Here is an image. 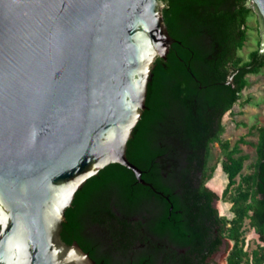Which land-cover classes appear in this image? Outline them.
I'll use <instances>...</instances> for the list:
<instances>
[{"label": "water", "instance_id": "water-1", "mask_svg": "<svg viewBox=\"0 0 264 264\" xmlns=\"http://www.w3.org/2000/svg\"><path fill=\"white\" fill-rule=\"evenodd\" d=\"M259 16L264 54V0ZM161 0H0V264H97L62 238L86 182L127 156L158 58Z\"/></svg>", "mask_w": 264, "mask_h": 264}, {"label": "trees", "instance_id": "trees-1", "mask_svg": "<svg viewBox=\"0 0 264 264\" xmlns=\"http://www.w3.org/2000/svg\"><path fill=\"white\" fill-rule=\"evenodd\" d=\"M161 1L176 43L166 59L155 63L146 110L127 150L143 181L154 189L126 167L107 166L77 192L62 238L69 245L77 242L97 264H195L198 249L182 254L180 261L170 246L204 240L209 220L219 238L199 264H208L224 240L233 243L227 264H264V127L255 128L257 159L246 175L249 157L240 154L248 142L241 139L230 150L231 143L221 139L224 127L211 136L218 116L241 100L248 76L264 70V64L250 69L257 51L248 62L239 55L252 9L248 0ZM238 70L229 84V76ZM209 107L218 113L208 115ZM215 143L225 153L222 168L228 185L223 200L230 196L231 220L220 217L213 205L219 196L205 187L216 172V166L207 168ZM247 221L259 241L252 252L246 250Z\"/></svg>", "mask_w": 264, "mask_h": 264}, {"label": "rangeland", "instance_id": "rangeland-1", "mask_svg": "<svg viewBox=\"0 0 264 264\" xmlns=\"http://www.w3.org/2000/svg\"><path fill=\"white\" fill-rule=\"evenodd\" d=\"M259 16L252 9V14L248 20V35L247 41L244 47L239 52L240 57L244 61L249 60L251 53L259 49L261 42V36L259 31ZM249 86L241 94V100L234 106L231 113L225 118V133L222 137L223 141H230L231 146L240 139H245L248 144L242 145L243 153L249 157L245 163V169L243 175L252 173L253 164L256 162L257 153L255 144L258 142V131L255 128L264 127V70L259 73L248 76ZM245 124V125H243ZM225 159V155L221 152L218 144H215L212 151L211 164L216 166V172L213 179L208 183V186L220 193L222 197L227 185L228 177L224 173L222 168V162ZM240 178H238L239 182ZM234 190L232 194H234ZM232 204L230 202V196L227 200H220L218 203V209L222 217L231 220L234 218V214L231 212ZM246 250L252 252L256 249L258 244V236L254 230H252L248 221L246 222ZM226 249H223L218 256H216V262L214 264H222L225 261L226 253L233 246V243L227 242Z\"/></svg>", "mask_w": 264, "mask_h": 264}, {"label": "flooded vegetation", "instance_id": "flooded-vegetation-1", "mask_svg": "<svg viewBox=\"0 0 264 264\" xmlns=\"http://www.w3.org/2000/svg\"><path fill=\"white\" fill-rule=\"evenodd\" d=\"M260 24V23H259ZM259 31L261 32V29H260V26H259ZM260 34V33H259ZM261 36V35H260ZM261 42H262V38H261ZM261 42H260V44H259V49L258 50H256L257 52H258V54H257V57H256V59H255V61H254V63H253V65L250 67V69H252V70H254V69H256L257 67H261L263 64H264V54H260V50H261ZM255 52V51H254ZM251 55V54H250ZM249 61V60H248ZM248 61H244V62H248ZM262 68V67H261ZM240 72V70H238V72H236L233 76H229V78H228V83L229 84H231V83H233V80H234V76H236L238 73ZM250 75H253V74H250ZM197 111V110H196ZM208 115L210 114V115H212V114H216V113H218V112H216V111H214L211 107H209L208 108V110H206L205 111ZM229 113H231V111H229V112H226L223 116H221L220 117V119H219V116H218V121L216 122V124H215V126L213 127V129H211V131H213L212 133H211V136H215V132H217V131H219V130H221L223 127L225 128V118H226V116L229 114ZM197 115H198V111H197ZM219 115H220V113H219ZM243 125H245V124H243ZM262 128V127H261ZM224 135V134H223ZM223 135H221V139H222V137H223ZM259 136V135H258ZM241 139H243V138H240L235 144H234V146L230 149V150H232L234 147H235V145L241 140ZM258 139H259V137H258ZM225 142V141H224ZM230 142V141H229ZM215 144H217V143H215ZM215 144H213L212 145V150H211V155H210V159H209V162H208V165H207V168H213L214 166L211 164V159H212V151H213V147H214V145ZM219 145V144H218ZM242 146V145H241ZM219 147H220V145H219ZM220 149H221V147H220ZM241 150H242V148H241ZM221 152L223 153V154H225L223 151H222V149H221ZM241 156H244L245 154L243 153V150H242V154H240ZM223 163V162H222ZM210 182V181H209ZM209 182H207L206 184H205V187H207L208 189H210L211 191H213V192H215L218 196H219V200H217V201H214L213 202V205H214V207L215 208H217V210L219 211V209H218V203H219V201L220 200H223V196H224V193H223V195H222V197L220 196V193L219 192H216L215 190H212V188H210V186H208V183ZM219 214H220V212H219ZM220 217H221V215H220ZM205 223H206V225L208 226V227H210V230H207L206 232H207V234H205L204 235V237H205V239L203 240L202 238H200L198 241L196 240V241H194V243L193 242H191L192 240V235L190 234V235H188L187 237H188V240L187 241H189V242H191L190 244H188V245H186L185 247H183V248H181L180 246H174V245H171L170 247L173 249V250H175L176 252H177V255H178V258H180V261H181V259L183 258L182 257V254H187L188 252H190V251H192L193 250V248L195 249H198L199 251H195V264H199V261H200V259L206 254V255H209L211 252H210V250L213 248V242L214 241H216V240H218V238H219V234H218V231L216 230V229H214V228H212V226H211V224H210V221L209 220H206L205 221ZM204 232V231H203ZM198 242H201L202 243V245H200V243L198 244ZM228 240H224L223 241V243H222V245L220 246V249H219V251L217 252V253H214L213 255H211V257H209L208 259H207V263L208 264H214V262H216V256H218V254H220V252L223 250V249H226V247H227V245H228ZM230 242V241H229ZM232 243V242H231ZM233 247V246H232ZM232 247H230V250L226 253V258H225V261H223V263L222 264H225V262H227V258H228V255H229V252L231 251V249H232ZM219 264V263H218Z\"/></svg>", "mask_w": 264, "mask_h": 264}, {"label": "crops", "instance_id": "crops-1", "mask_svg": "<svg viewBox=\"0 0 264 264\" xmlns=\"http://www.w3.org/2000/svg\"><path fill=\"white\" fill-rule=\"evenodd\" d=\"M259 243V241H257ZM225 264H227V262H225Z\"/></svg>", "mask_w": 264, "mask_h": 264}]
</instances>
